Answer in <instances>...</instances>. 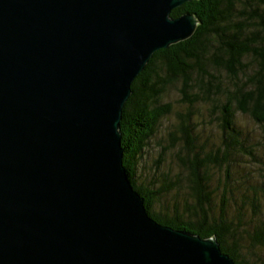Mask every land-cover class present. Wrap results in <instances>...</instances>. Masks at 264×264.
Masks as SVG:
<instances>
[{
  "label": "water",
  "instance_id": "95a60500",
  "mask_svg": "<svg viewBox=\"0 0 264 264\" xmlns=\"http://www.w3.org/2000/svg\"><path fill=\"white\" fill-rule=\"evenodd\" d=\"M193 0H0V264H236L151 216L121 122Z\"/></svg>",
  "mask_w": 264,
  "mask_h": 264
},
{
  "label": "trees",
  "instance_id": "16d2710c",
  "mask_svg": "<svg viewBox=\"0 0 264 264\" xmlns=\"http://www.w3.org/2000/svg\"><path fill=\"white\" fill-rule=\"evenodd\" d=\"M186 13L194 14L200 21L194 35L156 52L133 84V95L126 103L121 122L125 165L135 188L146 198L149 213L158 222L203 238L216 237L236 264H264L263 258L254 261L256 252L251 253L264 246V223L250 224L252 228H248L247 201L239 202L229 192L236 182L233 173L236 156L250 153L258 157L251 136H246L236 124V115H248L264 128V0H193L173 10L172 16ZM217 71L226 74L229 86L219 81ZM177 79L183 80L181 92L185 101L213 103L216 111H223V145L212 147L207 154L195 151L191 116L179 115V129L171 134L173 138L180 131L184 135L188 152L176 154V164L190 175L191 198L184 186L178 180L171 181L174 178L169 175L163 183L152 182L153 185L142 184L136 178L149 140L161 119L172 110L170 104L161 101L167 87ZM194 88L199 92L193 91ZM220 93L226 98L224 101ZM212 169L223 170L221 180L226 185L220 207L216 208L215 190L210 186ZM175 185L180 187L182 200L177 198L174 202L173 214L157 210L156 202L165 199ZM254 189L255 197H249L248 189H243L242 196L251 199V206L258 213L262 199L259 188ZM260 189L263 191L264 187ZM180 202L186 206L180 207ZM252 216L251 213L247 219ZM246 236L252 242L248 250L243 243ZM246 250L249 257L244 255Z\"/></svg>",
  "mask_w": 264,
  "mask_h": 264
},
{
  "label": "rangeland",
  "instance_id": "374dc122",
  "mask_svg": "<svg viewBox=\"0 0 264 264\" xmlns=\"http://www.w3.org/2000/svg\"><path fill=\"white\" fill-rule=\"evenodd\" d=\"M216 74L218 75L219 81L221 79L227 86L231 84L225 73L217 71ZM182 86L183 80L177 79L165 90L161 102L162 104H170L172 110L161 119L155 135L149 140V145L146 146L141 156L142 159L140 158L141 161L136 178L142 184H152V182L159 184L163 183L164 179L169 175L171 178H174L171 179V181L178 180L180 185L184 186L186 193L190 194L191 198L189 189L190 175L188 171L179 168L176 164V154L179 152L183 154L185 152L186 155L188 152L183 137L184 135L180 130L174 138L171 134L175 132V129H179L181 123L179 115L191 116L190 123L195 134V151L203 155L207 154V152L213 150L211 149L212 147H221L223 145V111H216L213 103L200 101L196 104H192L185 101L181 92ZM193 91L199 92L197 88H194ZM219 96L223 101L226 99L222 93H220ZM235 119L236 124L245 131V135L251 136V144L258 150V157L254 158L250 153H242L236 156L233 164V173L236 182L231 186L229 192L236 197L239 202L247 201V209L245 210L248 215L245 217L247 226L250 224H262L264 223V190L261 191L260 187H264V128L254 122L250 116L242 113L237 114ZM175 138H177V143H174ZM222 171H217L216 169H212L211 171L213 177L212 179L210 177V186L215 190V208L220 207L222 200L221 194L226 187L223 180H221ZM255 186L259 188L258 191L262 199V202L259 201L261 210L258 213L257 209L255 210V208L251 206V199L242 196L243 189H248L249 197H255ZM179 188V185H175L174 188L166 193L165 199L161 198L156 202L155 208L172 215L174 202L177 198H179L180 201L182 200V197L179 196V194L181 195V193L178 192ZM183 194L184 193H182V195ZM184 205L186 206L185 202H180L179 204L180 207ZM241 207L242 206H240L239 209H241ZM251 213L253 216L247 219ZM248 228H252V226H248ZM243 243L247 250L249 246L252 245V242L249 241L247 236ZM258 248L257 250H253V252L251 251V253L254 254V252H256L254 261L258 260L260 262V258L264 259V246ZM247 250L244 251V255L246 256H248Z\"/></svg>",
  "mask_w": 264,
  "mask_h": 264
}]
</instances>
